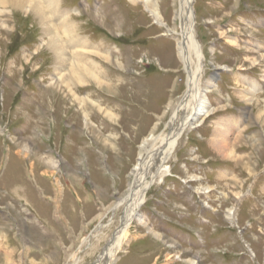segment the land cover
Segmentation results:
<instances>
[{
    "label": "rangeland",
    "instance_id": "1",
    "mask_svg": "<svg viewBox=\"0 0 264 264\" xmlns=\"http://www.w3.org/2000/svg\"><path fill=\"white\" fill-rule=\"evenodd\" d=\"M154 1L159 22L141 1L60 0L68 18L48 22L96 52L100 87L64 84L45 21L0 6V264L107 263L142 144L186 90L180 1ZM193 11L210 115L155 173L112 264H264V0Z\"/></svg>",
    "mask_w": 264,
    "mask_h": 264
},
{
    "label": "bare ground",
    "instance_id": "2",
    "mask_svg": "<svg viewBox=\"0 0 264 264\" xmlns=\"http://www.w3.org/2000/svg\"><path fill=\"white\" fill-rule=\"evenodd\" d=\"M129 1L134 4L138 1H141L149 14L154 18V20L158 22L161 21L159 9L154 0ZM179 1L181 38L177 43V52L187 74L186 90L180 102L173 111L174 117L166 126L168 133L166 132V134L159 136L150 135L146 140H144L142 144L141 148L143 152L140 153L138 162L134 168L133 183L126 197V209L124 210L125 213L121 222L124 227L117 234V236L119 237H117L114 242L111 243V245L106 249V264H112L115 259V252L112 250V247H114L116 240L119 239L127 231L133 221L141 222L140 208L146 201L145 196L150 187V181H152V179L156 177V174L158 175V173L162 170V166H164L170 160L171 156L173 155L177 140L180 139L187 128L194 129L200 126H196V123L199 122L197 121L198 118L204 115H210V105L207 94L210 93L211 90L216 87V85L213 78V80H209L207 84L205 83V88L203 87L202 89L200 87V62L202 60V50L200 49V44L196 39L195 32L194 34L191 33L194 15L193 8L192 12L189 13V5L194 0ZM7 5L11 6L14 9H20L21 11L25 12L34 11V13H36L43 20V22L45 21V30H47L45 32L49 34V37L51 36L52 42L50 46L51 50L57 57V62L59 64L58 67L63 68L66 65L68 67L70 75L63 79L64 84H67V86L70 87L72 85L74 86L79 84H86L90 81H93L99 87L105 85L103 81H100L102 75L100 74V72H98L97 66L99 65L89 57L93 54L96 55V52L90 50L88 51L86 42H83L81 39L79 40L76 37L71 36L74 33V25L70 26L66 24L61 26L64 30L65 36L70 35V37L73 38V40L67 43L69 45H72L75 49L87 50L74 52L73 56L71 55L73 59L70 60L71 57H69L70 59H68L66 54V49H68L66 47L67 43H63L64 41L58 37L56 29L52 27L51 24H49L48 21H50V18L55 14H58L57 16L59 17V22L61 21L64 23V20L68 18L69 13L60 12V0H0V6ZM105 56V59L108 60L109 57L107 55ZM80 62L83 64H81ZM95 72L98 74H96ZM253 87L255 86L253 85ZM221 144L226 145V142H221ZM228 150L229 148H227L226 145L225 152ZM226 153L227 155L232 154V152ZM154 168H156V172L152 170ZM230 215L232 216V212L230 213Z\"/></svg>",
    "mask_w": 264,
    "mask_h": 264
},
{
    "label": "water",
    "instance_id": "3",
    "mask_svg": "<svg viewBox=\"0 0 264 264\" xmlns=\"http://www.w3.org/2000/svg\"><path fill=\"white\" fill-rule=\"evenodd\" d=\"M192 8H193V2H191V4L189 5V13L192 12ZM193 23H192V27H191V33L194 34L195 32V16L193 15ZM124 227V225L122 224L121 227L119 228V230H121ZM114 239V238H113Z\"/></svg>",
    "mask_w": 264,
    "mask_h": 264
}]
</instances>
